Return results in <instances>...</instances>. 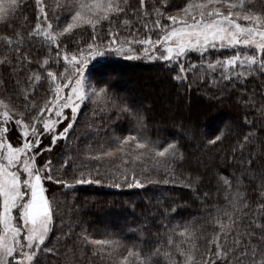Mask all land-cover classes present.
Wrapping results in <instances>:
<instances>
[{"label": "snow or ice", "instance_id": "obj_1", "mask_svg": "<svg viewBox=\"0 0 264 264\" xmlns=\"http://www.w3.org/2000/svg\"><path fill=\"white\" fill-rule=\"evenodd\" d=\"M26 3L27 0H0V24L12 26L11 21ZM250 3L251 0H188L173 14L167 0H160L151 9L147 0H138V6L130 0H74L71 22L61 27L59 13L52 12L57 21L54 25L44 0H35L36 22L28 36L42 38V43L54 50V61L50 51L49 58L34 68L33 59L24 53L22 34L0 37V65L10 66V79H15L12 90L0 95V264H40L41 253L45 257L60 255L59 237L57 244L49 246L56 227V206L47 195L45 182L65 188L71 184L54 178V161H40L58 140L68 138L87 101L107 97L109 81L101 78L93 83L87 74L89 65L111 54L128 60L143 56L170 66L172 79L178 84H187L190 73L201 83L214 80L218 86L223 81L225 88L233 83L247 84L254 76L264 79V11L249 8ZM105 23L106 39L97 42ZM86 27L92 30V42L86 46L77 44L75 49L69 47L68 37L74 30ZM141 30L146 35H141ZM210 50L229 51L231 55L205 60ZM192 53L199 55V64L185 63ZM6 84L0 80V85ZM239 100L264 118V94L260 95L258 107L255 92ZM136 118L143 120L139 115ZM10 131L15 133V139ZM45 138L50 140L47 147ZM220 140L221 136L216 135L208 143L214 145ZM256 140V133L249 129L243 141L238 140L239 155L235 147L232 155L241 173L253 178L258 157L249 152L245 158L244 152ZM105 158H111L109 169L120 161L115 163V171L102 172ZM85 160L97 164L81 163L73 169L79 173L72 177L77 185L111 181L110 186L117 189H140L147 181L182 183L196 191L193 185L199 182L198 178L177 173L184 162L177 142L161 146L138 132L117 138L115 144L100 145L99 151H90ZM149 162L152 168H163L170 175L153 181L145 175ZM70 167L73 165L65 160L58 163L56 170L66 175ZM259 179L264 197V175ZM216 192L218 197L223 195V203L218 200L219 206L204 217L207 227H168L163 235L158 234L152 249L129 246L118 238L94 239L85 235L81 242L92 245L93 257L102 261L107 258L108 264H264V198L253 205L243 195L240 183L227 174L218 177Z\"/></svg>", "mask_w": 264, "mask_h": 264}, {"label": "trees", "instance_id": "obj_2", "mask_svg": "<svg viewBox=\"0 0 264 264\" xmlns=\"http://www.w3.org/2000/svg\"><path fill=\"white\" fill-rule=\"evenodd\" d=\"M73 2L44 0L54 25L57 21L52 16L53 10L60 15L58 23L61 27L71 22L70 6ZM130 2L138 6V0ZM187 2L167 0V5L174 14L176 9L182 8ZM147 3L151 9L160 0H147ZM248 7L264 11V0H251ZM36 15L35 0H27L26 6L11 21L12 26L0 24V37L22 34L24 53L33 59L34 68L49 58L50 51L53 61L55 58L54 50H49L42 43V38L31 39L28 36L35 26ZM107 32L108 26L105 23L97 42L105 40ZM124 35H127L126 31ZM141 35H146L143 30ZM91 37V28L76 29L68 37L69 47L75 49L77 44L86 46L92 42ZM228 55L231 52L210 50L204 59L215 61L218 57ZM185 63L199 64L200 57L192 53ZM52 67L55 69L57 65L53 62ZM87 74L93 83L104 78L110 86L107 97L101 95L95 102L89 100L81 107L68 138L58 140L53 150L45 152L40 161L41 164L44 159L54 161V178L68 180L71 184L65 188L62 184L45 182L47 195L56 206V227L51 234L49 246L57 244L59 237L60 255L48 254L45 257L41 253L40 264H108L107 258L102 261L93 257L92 245L81 242L85 235L94 239L118 238L129 246L135 244L149 250L155 246L158 234L163 235L168 227L175 228L184 224L196 228L202 225L207 227L204 217L219 206L218 200L220 204L223 203V195L218 197L216 192L217 179L221 174H227L238 181L243 195L253 205L264 198L259 179L264 175V118L239 100L242 95L246 99L247 95L255 92L258 107L260 95L264 94V79L254 76L249 78L247 84L233 83L231 87L225 88L223 81L218 86L214 80L201 83L194 80L190 73L187 84H178L172 79L171 67L158 60H149L143 56L128 60L115 54L93 61ZM11 76V67L0 65V80L7 81L6 85H0V95L10 92L15 85V79H10ZM143 81L148 85L143 84ZM38 91L43 96L44 92ZM160 98L165 101V106L160 103ZM125 108L129 111H124ZM137 115L143 117V120L138 121ZM253 120L255 124L246 122ZM249 129L256 133L257 140L246 146L244 155L247 158L251 152L254 157H258L253 166L255 178L248 173L242 174L237 162L232 160L234 147L238 156V140L242 142ZM129 132H138L161 146L177 142L184 155V162L182 167L177 168V173H183L190 179L198 178V184L193 185L196 191L182 186V183L146 181V186L140 189H129L126 186L117 189L110 186L111 181L101 185L74 183L73 175H79L78 172L74 173L75 167L81 163L89 166L97 164L94 160H85L87 153L98 152L100 145L115 144L117 138ZM9 135L15 139V133L10 131ZM216 135H220L221 140L217 144H209L208 141ZM49 145L50 140L45 138L44 146ZM194 146L197 150H194ZM65 160L73 165L66 170V175L63 170H56L58 163ZM110 162L111 158H105L102 172L115 171V163H120L115 161L109 169ZM146 166L149 172L145 175L153 181H162L166 175H170L163 168H152L150 162ZM205 193L208 195L205 196ZM100 217L108 219V226L98 220Z\"/></svg>", "mask_w": 264, "mask_h": 264}, {"label": "rangeland", "instance_id": "obj_3", "mask_svg": "<svg viewBox=\"0 0 264 264\" xmlns=\"http://www.w3.org/2000/svg\"><path fill=\"white\" fill-rule=\"evenodd\" d=\"M243 23V22H242ZM137 46H139V45H137ZM139 47H141V46H139ZM143 47V46H142ZM143 84H145L146 83V81L144 82H142ZM147 84V83H146ZM148 85V84H147ZM138 88V86H137V83H136V81H135V89L137 90V88ZM160 100V103L162 104V105H164L165 106V101L164 100H162L161 98L159 99ZM175 102H177L176 101V99H175ZM69 115H70V112H69ZM194 148V150H197V147H193ZM196 148V149H195ZM98 220H100V221H102V222H105V226H108V219H106V217L105 218H99Z\"/></svg>", "mask_w": 264, "mask_h": 264}]
</instances>
